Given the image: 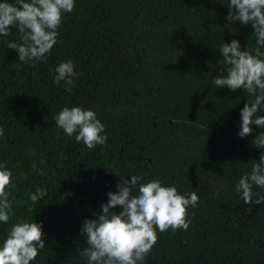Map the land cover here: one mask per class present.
<instances>
[{
  "label": "trees",
  "instance_id": "obj_1",
  "mask_svg": "<svg viewBox=\"0 0 264 264\" xmlns=\"http://www.w3.org/2000/svg\"><path fill=\"white\" fill-rule=\"evenodd\" d=\"M227 4L75 0L57 44L35 66L7 47L20 42L16 27L0 36V162L15 184L0 240L18 220L34 219L45 248L31 264H87L83 221L98 218L107 193L138 175L199 196L189 228L158 232L144 264H264V202L245 204L235 190L264 151L251 143L264 128L253 124L252 136L241 138L248 93L212 83L223 43L257 47L251 25L226 20ZM69 59L78 73L71 93L53 82ZM65 106L94 110L107 142L89 150L66 135L54 120Z\"/></svg>",
  "mask_w": 264,
  "mask_h": 264
},
{
  "label": "clouds",
  "instance_id": "obj_2",
  "mask_svg": "<svg viewBox=\"0 0 264 264\" xmlns=\"http://www.w3.org/2000/svg\"><path fill=\"white\" fill-rule=\"evenodd\" d=\"M227 7L226 20L251 25L257 45L242 50L237 39L223 43L219 48L223 58L218 64L222 67L212 79L216 87L248 93L249 102L240 109L238 135L243 138L252 136L253 124L264 128V115L258 114L264 112V0H228ZM74 8L75 0H2L0 36L10 35V29L16 27L20 42L11 41L7 47L17 51L20 62L35 66V61H44L57 44L64 15ZM54 72L53 82L59 86L63 81L65 91L71 93L78 76L73 61L59 62ZM54 120L66 135H74L75 141L83 142L89 150L107 142L105 125L92 109L65 106ZM3 135L0 127V136ZM251 143L264 149V132H259ZM32 167L37 169L36 163ZM130 177L120 181L117 191L107 193V203L100 205L97 219L85 218L82 223L86 247L80 255L87 258V264H144L158 241V232L187 230L191 224L188 210L199 203L195 191L181 194L175 185H165L159 179L142 182L141 176ZM254 185L264 188V151L253 162L251 172L241 176L235 186L245 204L264 202V195L253 192ZM14 187L11 169L6 161L0 162V222L4 224L12 215L8 189ZM30 199L35 202L38 196L30 194ZM117 206L120 210L113 211ZM44 236L41 223L28 218L18 220L0 240V264H31L45 248Z\"/></svg>",
  "mask_w": 264,
  "mask_h": 264
},
{
  "label": "water",
  "instance_id": "obj_3",
  "mask_svg": "<svg viewBox=\"0 0 264 264\" xmlns=\"http://www.w3.org/2000/svg\"><path fill=\"white\" fill-rule=\"evenodd\" d=\"M91 219H97V216H95L94 218H91Z\"/></svg>",
  "mask_w": 264,
  "mask_h": 264
}]
</instances>
